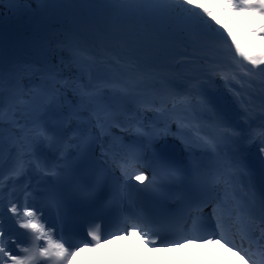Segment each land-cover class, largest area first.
<instances>
[{
	"label": "snow or ice",
	"instance_id": "snow-or-ice-1",
	"mask_svg": "<svg viewBox=\"0 0 264 264\" xmlns=\"http://www.w3.org/2000/svg\"><path fill=\"white\" fill-rule=\"evenodd\" d=\"M217 3L225 11L252 13L257 19L249 34L264 42V0ZM77 6L94 11L110 31L132 43L150 44L161 29L188 38L198 29L212 31L222 43L206 57L214 62L212 71L241 88L245 83L252 88L256 82L264 97V43L241 41L230 29L224 30L225 35L214 8L199 0H0V264H39L41 258L53 264H116L106 245L121 235L125 240L139 236L153 247L157 241L177 249L189 244L221 245L236 251L239 260L232 264H264V182L257 192L239 157L244 139L264 154V123L245 135L239 126H230L202 94L167 88L159 106L149 105L164 118L163 126L147 125L139 111L129 114L126 103L143 94V81L94 76L95 66L103 61L73 44L65 48L78 73L74 77L62 78L55 65L24 69L43 72L41 84L26 88L18 75L6 71L2 46L6 19ZM122 25L129 27L123 31ZM218 51L231 56L233 70L214 61ZM60 63H65L63 57ZM241 101L244 119L250 120L255 113L253 101L250 96ZM259 107L264 113V99ZM117 129L129 136L117 134ZM169 135L184 144L187 160L158 149L157 142ZM97 141H101L98 157L92 147ZM35 177L46 185V207L54 208L60 220L72 203L105 213L103 235L97 224L87 232L90 239L80 238L76 244L65 239L62 227L54 238L55 225L45 227L44 208L35 204ZM133 190L147 193V208ZM21 236L29 238L30 247L23 246L26 241Z\"/></svg>",
	"mask_w": 264,
	"mask_h": 264
},
{
	"label": "rangeland",
	"instance_id": "rangeland-1",
	"mask_svg": "<svg viewBox=\"0 0 264 264\" xmlns=\"http://www.w3.org/2000/svg\"><path fill=\"white\" fill-rule=\"evenodd\" d=\"M199 2L207 3L215 9L214 14L223 24L220 29L222 32L230 29L241 41H251L257 46L264 43L249 34L253 21L257 19L252 13L225 11L217 0H199ZM32 7L36 8L37 5L33 4ZM4 12L8 15L7 8ZM238 22L240 23L237 24ZM128 27L129 25L121 26L123 31H126ZM144 27L151 29L152 25H144ZM224 34L227 35V32ZM57 42L62 45L57 46ZM68 44L80 46L91 53L97 61H103V63H97L99 64L97 70L101 73H104V64L106 60L108 63V58H111V52L129 60V66L126 68L108 69L105 72L107 77L115 75L124 79L131 76V79H136L147 72L151 80L156 73L159 77L158 82L149 84L156 86L168 77L165 82L173 87L182 86L188 77H199L196 86L201 88L205 86L208 78L213 84L204 92V98L206 94V99L212 101V107L223 116L226 122H230V126H239V131L243 130L244 126L248 127L241 104L236 102L235 96L222 86L221 76L215 75L212 71L214 62L206 59L211 49L222 48L219 37L212 31L198 29L192 38H188L182 34L173 33L170 28L161 29L155 33L152 43L141 44L119 38L97 18L94 11L88 8L77 6L62 11L36 13L20 19H6L2 31L5 69L8 72H15L21 70L19 61L37 60L43 64L49 61V67L55 65L56 69L66 76L72 77L74 73L78 75L76 68L71 66L68 60V52L65 48ZM62 57L64 64L60 63ZM135 59L138 62H134ZM214 61L220 63L225 70L231 71L235 68L231 62V56L226 52L218 51ZM232 82L234 86H238L236 81ZM197 90L198 88L194 87V91ZM242 92L245 99L251 97L257 112L263 115L259 108L264 99L260 93V85L253 82L252 88H248L245 83V89ZM69 96L71 98V93ZM262 123H264L263 118L255 125ZM251 130L252 128L249 132Z\"/></svg>",
	"mask_w": 264,
	"mask_h": 264
},
{
	"label": "bare ground",
	"instance_id": "bare-ground-1",
	"mask_svg": "<svg viewBox=\"0 0 264 264\" xmlns=\"http://www.w3.org/2000/svg\"><path fill=\"white\" fill-rule=\"evenodd\" d=\"M239 23L240 22H238L237 24H239ZM235 24H236V22H235ZM111 54H112L111 58H108L109 62H112V60L116 56L114 53H111ZM98 65L99 64H97L95 66L93 74H95L96 76L102 77V78H106L103 74L98 73V70H97V66ZM120 67H121L120 64H112L111 63V67L110 68H113L114 70H116V69H118ZM27 69H30V68L28 67ZM14 74L19 76L21 74H25V71L17 70V71L14 72ZM144 76H145V79L148 78L147 73H144ZM68 78H71V77H67L66 79H68ZM111 79H115V77H111ZM167 79H168V77L166 79H164V82H161V83H159L156 86L149 84L147 81H145L144 79H141V78L134 79V81H138V80H142L143 81V83L140 86V91L143 94L139 95V96H135V97L129 98L130 103H128V101L126 102L127 103V107L129 109V114L130 115H134V114L137 113V111H139V113H140L139 116H143L145 114H148L149 116L155 115V116H153V121L156 122V123L159 122V124H160V122L162 123L164 118L161 117L160 114L158 112H156V111H153V110L149 111V108H150L149 105L155 103L157 106H159V102H160V99H161V96H162L161 94H163L165 89L173 88L172 85H169V84H167L165 82ZM84 82H87V80L84 79ZM153 84H156V83H153ZM145 124L149 125L151 123L150 122H146ZM183 154H185V152ZM255 183H253V184H255ZM132 238L137 242L136 246H137V248L141 249V252H143V251L148 249V247L145 244H143V243H141L139 241L138 236H132Z\"/></svg>",
	"mask_w": 264,
	"mask_h": 264
}]
</instances>
